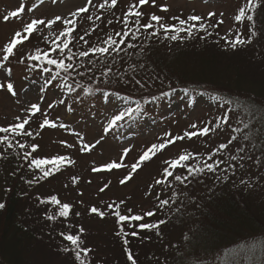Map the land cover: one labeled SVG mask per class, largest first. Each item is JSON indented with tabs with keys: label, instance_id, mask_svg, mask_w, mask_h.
Instances as JSON below:
<instances>
[{
	"label": "rangeland",
	"instance_id": "1",
	"mask_svg": "<svg viewBox=\"0 0 264 264\" xmlns=\"http://www.w3.org/2000/svg\"><path fill=\"white\" fill-rule=\"evenodd\" d=\"M101 2L103 0H94L96 6L88 5V12L82 13L81 17L77 18L71 17L70 13L85 6L86 0H58L55 4L51 0H44V3L34 12H28L27 9L32 7L33 3L38 4L39 0H0V57L3 55L4 45L17 30L22 29L24 23L29 22L32 18L50 19L61 15L68 19H75L77 21L76 33L74 32L73 35L77 38L85 31L92 32L93 28L99 25L92 35L85 36L88 44L77 39L74 47L70 45L72 53L75 54L71 61L74 65L71 72L86 81L80 82L70 73L65 74L61 71L60 77L56 81H53L51 85H45L49 74L43 73L40 66L32 68L34 63L27 59V54L33 53L36 48L49 51L51 58L59 59L63 55L50 51V46L55 47L52 45L53 34L58 35L59 31L63 29L61 22L58 21L52 29L43 30V35L48 36L47 41L42 39L41 34L34 33L22 46H18L15 56L5 62L4 69H0V82L6 84L10 80L17 92V96L13 97L6 89H0V126L13 123L15 117L25 115L26 107L31 103L38 102L41 95L44 96L41 103L42 111L46 112L48 119L57 125L64 123L68 125V128L45 126L37 136L35 133L38 130V125L45 118L42 113H37L28 129L33 132V137H23L24 142L39 145L37 152L34 153V156L38 158L50 159L62 155L69 157V160L74 163L65 161L59 170V175L46 181L45 185L23 188V191H29L30 195L28 200L23 202L21 208H27L26 212H32L31 214L35 216L33 221L38 226L37 229L47 237L49 232L56 234L55 229L42 219V212H46L50 204H44L46 209H43V205H39L36 198L37 195L42 198L52 195L59 196L61 203L72 205V214L70 220L67 221L71 224L69 226L73 227L72 234H74L75 228L79 230L82 227L87 237L84 242L99 250L93 252L95 254L103 252L101 249L104 245L105 254H99L112 259V253L106 250V247L110 245V240L116 238V235H113L114 224L110 218H101L95 213H90L89 209L96 206L108 214L107 205L109 203L124 201L121 205L124 208V213H127V209H131L132 213L136 214L154 211L156 214L152 216L153 219L159 220L166 212L164 210H167V205L159 206V199L170 201L173 197L172 194L189 188L176 186L170 180L171 187L167 183L164 185L155 183L156 180L162 178L163 169L167 167L164 163L166 160L176 158L183 152L199 154V157L207 159V156L214 152L220 144H227L233 137H236L227 149L219 151L214 158L227 161L230 155H236L237 161L231 163L235 165L242 163L243 167L237 166L232 170L238 172L240 174L238 176L244 178L246 183L252 182L251 193L256 192L254 188L257 183L262 182L264 186V163L260 161L257 150L250 148L249 145H252L250 140L247 139L242 143L243 132L248 130V132H252L253 137L257 140L259 138L264 144V129L262 127V118H264V40L257 35V37H252L251 43L238 45L233 49L221 39L225 36H228L229 39L234 38L237 33H240L245 39L250 36L253 29L250 27L251 24L245 23L246 18L242 22H237L234 19L239 10L246 6L247 0H156L155 6L149 0V3L141 9L145 13L141 23H147L151 14L162 16L163 22L166 24H177L178 22L172 19L174 16H179L181 19H186L192 14L204 17L206 31H196L191 38L185 33L177 41L166 40L160 35L162 40L159 39L154 43L156 55L160 59L169 60L178 54L184 57V60L178 64L172 62L176 68L162 67L175 71V74L164 72L156 66L152 72L142 71L141 65L144 66V56L137 51L139 50L137 45L140 44L141 48H146L143 51L145 54L148 52V47L141 38H137L139 43L133 44V47L136 46L135 48L124 49L129 44L125 43L121 46L124 50L118 54L110 52L104 56L103 61L91 63L97 62L101 56L95 55L94 59L81 58L79 52L88 49L89 46L101 45L103 40L109 36L119 40L120 37L115 36V33L122 31L124 25L118 22V18L122 19L128 6L138 3V0H118L115 9L106 8L100 11L98 5ZM21 3H24L26 8L23 19L13 18L5 22L3 16L18 8ZM164 5L168 7L167 12L161 11V6ZM209 12H215L216 16L209 19ZM221 13L223 16L220 15ZM88 15H91L93 20H88ZM97 15H102V20L96 21ZM220 19H223L224 23L219 27L208 26L214 25ZM108 20H112L113 23L108 24ZM93 21L95 23H92ZM209 32L212 35H208ZM230 32L231 35H229ZM160 33L163 34V31L160 30ZM96 35L100 38L97 39ZM20 57H24L26 63H19ZM114 58L119 61L121 73L131 66L133 71L138 69L141 72L139 78L132 75L133 71L126 75L119 74V77L107 83L111 90L97 94L84 91L92 85L100 87V84L95 82L104 80L105 77L102 76V73L109 69L105 70V64H111ZM105 59L107 61H104ZM7 68L12 69L10 77L5 70ZM114 70L116 71L115 68ZM181 71L188 72L182 78H188V82L194 83L195 88H204L200 95L193 96L192 101H188L189 95H182L180 92L167 96L158 106L155 103H148L149 100L146 98H137L146 92L156 93L164 89L160 73H165L166 80H174L175 77L180 80L181 75H175L180 74ZM155 75L158 76V80L155 79ZM121 76L123 79H120ZM137 79L144 83L143 87L139 89L134 88ZM89 83H91L90 86ZM42 86L45 87L43 93L40 92ZM67 86L72 87L71 93L68 92ZM102 88L103 85L99 89ZM60 99H63L65 104H60ZM137 102L140 105L144 104L140 114L134 116L132 120L125 119L119 126L105 133L104 128L107 121L114 114H118L119 111L127 107H135ZM50 103H54V107L51 109L48 108ZM69 107L72 109L71 111L68 110ZM224 117H228L227 123H225ZM193 124L197 125L196 129L191 127ZM205 126H210L213 129L207 136L198 135L191 139L185 137L183 140L176 141L163 151L158 152L151 160L144 162L125 184L120 183V180L131 171V165L148 147L154 143L163 142L165 133L171 134L172 137L183 136L185 132L198 131ZM75 133H80L85 138V142H94L101 135L104 136V140L90 152H81L80 141ZM62 141L72 144L73 147H66L64 143H61ZM124 148H131L130 153L124 158L126 167L111 171H92L93 167H100L114 160L118 161ZM240 148L244 149L243 153L238 151ZM260 153L264 156V150H260ZM241 156L251 157V159L246 158L241 161ZM196 162V160H190L187 163L195 164ZM222 167L227 168V163ZM230 172L227 170L228 174ZM175 174L184 175L185 170L178 168L175 170ZM74 177L77 178L75 182L73 181ZM210 179L211 175L203 174L202 178L195 182V196L202 197L209 194L208 191L213 189ZM105 184L109 186L101 193L99 189ZM222 189L223 186L218 187V190ZM262 195L264 196V190ZM190 201L189 198L187 200L189 209L193 205H190ZM76 213L80 215L77 216ZM218 213L220 212L218 211ZM158 233L159 231L153 233L150 238L156 237V241H160L157 242V246H161L163 242L165 246L163 254L170 251V245L173 248H182V254L187 257H194L191 252L192 248L186 246L187 243L183 247L184 240H179L184 234L182 229L178 231L171 229L169 232L162 229ZM57 236L63 243L61 235ZM48 244L45 239L41 244L38 243V255L37 257L34 255L33 259L35 260L31 264H68L62 255L50 249ZM115 259L114 257L113 260ZM184 264H195V261H185Z\"/></svg>",
	"mask_w": 264,
	"mask_h": 264
},
{
	"label": "trees",
	"instance_id": "2",
	"mask_svg": "<svg viewBox=\"0 0 264 264\" xmlns=\"http://www.w3.org/2000/svg\"><path fill=\"white\" fill-rule=\"evenodd\" d=\"M247 15H252L253 20L248 21L246 19L245 23L248 22V24H251L250 27L257 33L256 37L258 35L264 40V0H258L255 9L248 11ZM150 31L152 30H148L147 32L142 30L141 32L136 33V28H131V32L135 33L139 39L141 38L143 43H146V46L148 47V52L145 54L143 51H145L146 48L143 49L140 44L137 45L139 46V50L137 51L144 56V66L142 71L152 72L156 66L162 71L174 75L175 71L173 72L171 69L167 70V67L176 68L172 62L178 64L180 61L184 60V57L178 54L169 60L160 59V57L156 55L154 43L159 41V39L162 40L160 35L164 37V34L160 33L159 35L152 37L150 36ZM184 34L185 33H180V37ZM96 38L98 39L100 37L96 35ZM137 40L138 39L133 40L131 36H129L126 38V43L136 45L139 43ZM121 46L122 45H120V47ZM135 47L136 46L133 48ZM124 49L130 48L126 46ZM57 52L58 51H56V53ZM88 57L94 59L95 55L90 53ZM103 58L104 56L100 57L97 62L93 61L91 63H99L103 61ZM104 61L107 60L105 59ZM30 62L35 63L33 61ZM111 64L108 65V63H106L104 67L105 70L111 68L112 71L110 76L104 78L103 81L95 82L100 84V87L103 85V88L99 89L100 87L98 88L96 85L90 86L91 83H89L90 87H87L93 89L91 92L97 94L111 90L107 85L108 82H105V79L112 81L119 77V74L126 75L133 71V68L128 66L126 71L121 73L119 71V61L115 58ZM39 65L47 66L50 70H56L54 66L45 65L44 61H40ZM163 66L167 67L162 68ZM73 69L69 71L71 76L76 77V79L78 78L80 82L86 81L82 77L72 73L71 71ZM179 73L180 74L175 76L181 75L180 80L177 77H175L174 80H166L167 77L165 73H160L159 75L161 82L164 85V89L156 93L146 92V94L137 98H146L149 100L148 103H155L156 106H158L167 96L180 91L182 95H189L188 101H192L194 99L193 96L196 97L200 95L204 88H195L194 83L188 82V78L183 79L182 76L186 75L188 72L181 71ZM132 75L135 78H139L141 72L136 69L132 72ZM146 76L150 77L149 75ZM155 79L158 80V76L155 75ZM142 84L144 85L143 81ZM197 84L204 87V85L200 83ZM134 88L139 89L141 86L136 84ZM112 91L114 92L115 90ZM9 124L5 126H8ZM25 127L29 129L30 126L26 125ZM262 127L264 129V118H262ZM243 134L244 138L242 143L247 139L250 140L252 142V145H249L250 148L257 150L260 161L264 163V156L260 153V150H264V144H262L259 138L257 140L253 137L252 132H248V130H245ZM0 135L3 134L0 133ZM16 140H20L26 145H31L24 142L23 137L14 138V145ZM0 152L4 153V155L0 157V203L6 205L4 209L0 210V264H31L35 260L33 259L34 255L35 257L38 255V243L41 244L44 242V239L48 241L50 249L55 250L62 255L63 259H65L68 264H79V262L74 259V253H66L61 250L62 247H70L69 242L63 240L64 242L62 243L61 239L59 240L57 236H60L61 232L73 229L72 226L69 228V225L71 224L67 222L70 220L72 212H70V215L67 218L57 216L55 220L49 221L46 219V214L54 215L58 212L59 206L49 203L50 207H48V210L44 208V204H41L38 201L39 205H43L42 208L47 210L46 212H42V219L47 222V225L50 224V227L56 231V234L49 232L46 237L39 229H37L38 226L35 221H33V217L35 216L31 214L32 212H26L27 208H21L23 202L27 201L30 195V192L23 191V188H34L41 184L45 185L46 181L59 175V171L53 170V174L45 178L39 170H33L28 167L29 162L23 159V150L18 147L14 146L12 149L5 150V145L0 144ZM224 169L225 167L221 166V168L215 173H204L211 175L210 181L213 183L211 186L213 189L208 191V195L202 197L195 196V182L201 179L202 175L190 178L185 184H180V182L168 178L170 181H173L176 186L189 188L182 189L172 194L173 197L166 206L167 210H164L166 212L159 218V220H154L153 217H145L143 221L132 222L133 224H139L156 223L160 220L166 221V223L159 226V229L140 230L139 228L130 227L128 223H125L123 227L126 233L137 231L139 234L137 236L118 235L121 231V224L118 223L115 215L109 211L103 218H110L112 224H114L113 235H116L117 239L114 238L115 240H110V245H107L106 247V250L112 253V259L108 256H101L99 254H105L106 251L104 252L103 249L104 245H102L101 249L103 252L100 251L95 254L94 252L99 250L97 247L87 245L88 243L84 242V239L87 238L86 232L84 231L81 236L83 242L82 247L90 248L92 250L87 256L88 264H131L127 259L128 253L126 249L131 250L137 264H184L185 261H195V264H264L263 183H257L254 188L256 189V192L251 193L252 182L249 181L250 183H246L244 178L238 176L240 175L238 172L229 169L231 172L228 174ZM34 178L35 180H38V182H33L29 185L27 181ZM242 180L244 183L241 182ZM220 186H223L222 190H218V187ZM217 190V195H215ZM37 197H40V195H37ZM57 198L59 199L60 197L58 196ZM189 198L191 199L189 202L190 205L193 204L190 209L187 203ZM123 209V206L120 205L121 213L127 214L124 213ZM217 209L221 214L216 211ZM162 229H165L168 232L171 229H175L176 231L182 229L184 234L179 240H184L182 246L187 243L186 246H190L192 250H194L192 251L190 249L191 252H193L194 257H187L182 254V248H173L170 245V251L167 252V254H163L165 251L163 242L161 246H157V242L160 241H156V237L153 239L150 238L153 233H156L157 231L160 233ZM77 233L78 229L75 228L74 234ZM125 240H127V244H125ZM156 252L159 253L156 254ZM114 257L116 258L115 260H113Z\"/></svg>",
	"mask_w": 264,
	"mask_h": 264
},
{
	"label": "snow or ice",
	"instance_id": "3",
	"mask_svg": "<svg viewBox=\"0 0 264 264\" xmlns=\"http://www.w3.org/2000/svg\"><path fill=\"white\" fill-rule=\"evenodd\" d=\"M53 4L57 3L58 0H51ZM258 0H247V4L245 7H242L239 10V13L235 15L234 19L237 22H242L245 20V18L248 21L253 20L252 15H247L248 11L254 10L256 7ZM44 3V0H39V3H33V6L28 8V12H34L36 8H38L40 5ZM149 3V0H138V3H132L128 6L127 11L123 14L122 19L118 18V22H120L122 25H124V29L120 32H116L115 36L120 37L119 40L114 39L113 37L109 36L107 39L103 40L101 45L98 46H89L88 50H83L79 52V57L85 58L88 57L91 54L93 55H99L101 57L106 56L110 52L113 53H119L123 49L120 47V45H123L126 43V38L131 36L133 40L137 39L135 33L131 32V28H136V33L141 32L142 30L147 32L148 30H152L150 32V36L155 37L160 34V30L163 31L164 39H171L172 41H177L180 39V33H186L189 38H191L196 31H206V23L204 22V17L200 15H189L186 19H181L179 16H174L172 19L174 21H177V24H166L163 22V17L156 14H151L147 23H141L142 18L145 16V13L141 10L143 6L147 5ZM118 4V0H103L98 5V10L102 11L104 9H115ZM151 4L155 6L156 0H151ZM88 5L96 6L94 5V0H86L85 6L77 8L75 11L70 13L71 17H81L82 13L88 12ZM26 8L25 4L21 3L18 8H16L13 11L7 12L6 15L3 16V20L5 22L16 18V19H23V14L25 13ZM162 12H167L168 7L166 5L161 6ZM223 16V13L220 14ZM216 16L215 12H209L208 18L211 19ZM88 20H93V17L91 15L87 16ZM96 21L102 20V15H97L95 17ZM61 22L63 25V29L59 31V34H53L54 39L52 40V45H55V47L50 46V51L63 54L59 59L51 58L49 51H42L39 48H36L35 51L31 54H27V59L30 61L35 62L31 67L35 68L36 66H40L43 73H47L48 78L45 80V85H51L53 81H56L58 77H60L61 71L65 74L69 73L71 69H73L74 65L71 63L74 53H72L71 46H75V42L82 41L85 44H88V41L85 39V36L92 35V32L96 31V28L99 27V25L96 26V28H93L92 32L85 31L83 35H80L78 38L73 35V33L76 30V23L77 21L75 19H68L61 15H56L54 18L45 19V18H32L29 22L24 23L22 29L17 30L12 38L4 45L2 52L3 55L0 57V69L5 68V62H8L10 57L15 56L16 52L15 50H18V46H22L23 43L30 39V37L34 33L41 34L42 39L45 41L48 40V36L43 35L44 29H52L53 26L57 22ZM95 23V21H93ZM108 24H112V20L107 21ZM223 19L217 20L214 25H208L210 27H219L221 24H223ZM256 31H251L250 36L245 39L240 33H237L234 38L229 39L228 36L221 37V39L224 40L225 44L235 49L238 45H244L246 43L252 42V37L256 36ZM208 35H212V33H208ZM231 35V32L229 33ZM203 38V37H201ZM127 47L132 48V44H128ZM66 57V59H65ZM67 60V62H66ZM40 61H44L45 65H53L56 69L55 72L50 70L47 66L39 65ZM19 63L24 64L26 63L24 57L19 58ZM141 67H143L141 65ZM8 76L10 77L12 74V69L7 68L5 69ZM111 68H109L106 72L102 73V76L105 78H108L111 73ZM82 75V74H81ZM120 79H123L121 76ZM105 82H109L108 79H105ZM135 83L143 87V84L141 80L137 79L135 80ZM0 89H6L8 93H11L13 97L17 96V92L14 90V84L9 80L6 84L3 82H0ZM67 90L69 93L73 91L71 86H67ZM27 91V90H26ZM45 91V87L40 88V92L43 93ZM84 91L91 93L93 89H85ZM44 99V96L41 95L40 100L36 103H31L28 107H26L25 115L23 116H17L15 117V121L8 126L0 127V133L3 135H0V144L5 145V150L12 149L14 146L18 147L19 149L23 150V159L28 161V167L33 170H39V172L42 174L43 177H48L53 174V169L55 171H59L60 168L63 166L65 161H69L70 163H74V161H70L69 157L67 156H55L50 159L48 158H38L34 156V153L37 152L39 145L32 143L30 146L26 145L25 143L21 142L20 140L15 141V145L13 143L14 138L16 137H33V132L28 130L25 126H30V122L34 119L37 113H42L44 115V119L41 123L38 125V130L36 131L35 135L39 136L40 131L47 127L55 128L59 126L60 128H68V125L61 123L57 125L52 120L48 119L47 113L42 111L41 109V103ZM19 102V101H18ZM60 104H65V101L63 99L59 100ZM54 107V103H50L48 105V108L51 109ZM69 111L72 109L69 107ZM143 111L142 106L137 102L135 107H127L121 111L118 112V114H114L108 121L107 125L104 128L105 133L110 132L115 127L119 126L121 122H123L125 119L132 120L134 116L137 114H140ZM225 123L228 122V117L223 118ZM193 129L197 128L196 124L191 125ZM213 129L210 126H205L200 128L198 131H191V132H185L183 136H175L172 137L171 134L165 133V138L163 139V142L161 143H154L150 147L147 148L146 151L138 158V160L131 165V171L128 173L127 176L122 178L120 180V183L123 185L128 180H130L133 176V174L139 169L142 164L146 161H149L152 159L153 156H155L158 152L163 151L166 149L169 145L174 144L178 140H183L185 137L188 139H191L195 136H207ZM236 131H239V129H236ZM75 135L78 137L80 141V151L81 152H90L93 150L97 145L101 144V142L104 140V136L101 135L98 139H96L94 142H85V138L80 133H75ZM236 137H233L227 144H220L219 147L212 153H210L207 156V159H204L202 157H199V154H193V153H187L183 152L179 154L176 158L166 160L164 163L167 165L163 169L162 173V179H158L155 181L157 185H164L169 184V187H171L170 181L168 178H172L175 181L180 182V184H185L190 180L192 177H196L199 175H203L205 172L215 173L217 172L222 165H225L227 163V168H225V172L229 169H233L237 166L243 167V164L235 165L231 162L237 161L236 155H230L227 158V161L225 159L215 160L214 157L217 155L219 151L225 150L229 147V144H231ZM61 143H64L66 147L71 148L73 147L72 144H68L66 141H62ZM131 148H124L122 150V155L118 161H111L108 163H105L101 165L100 167H93V172H100V171H111L113 169H120L121 167H126L124 164V158L130 153ZM239 152L243 153L244 149L240 148L238 150ZM4 155L3 152H0V157ZM251 159V157H245L241 156L240 160L243 161L244 159ZM190 160H196L197 162L195 164H189L187 163ZM47 166V167H46ZM181 168L185 170L184 175H176L175 170ZM77 178H73V181L75 182ZM33 182H38V180L31 179L28 180L27 183L31 185ZM244 183V181H241ZM108 184H105L103 187L99 189L101 193L105 191V189L108 187ZM159 198V197H158ZM39 203L41 204H52V205H58V212H56L54 215H47L46 219L49 221H53L58 217L67 218L70 215L72 205L69 203H61V201L57 198V196L52 195L48 198H41L37 197ZM124 201L112 202L107 205L108 211L112 212L113 215L117 218L118 223L121 224V231L118 233V235H132L137 236L139 233L137 231H133L131 233H126L124 231L123 225L125 223H128L130 227L133 228H139L140 230H152V229H159V226L161 224L166 223L164 220H160L156 223H139V224H133L132 222H139L143 221L145 217H152L156 213L154 211H147L143 214H134L132 213L131 209H127L128 214H122L120 211V205H122ZM169 204L168 199H159V206L163 207ZM4 203H0V210L5 208ZM90 213H95L99 215L101 218L105 216V212L101 211L96 206H92L89 209ZM77 216H79V213H76ZM71 228V226H69ZM84 232V229L81 227L78 230L77 234H72L71 230L68 232H61L60 235L63 238L64 241L69 242V246L62 247L63 252H72L74 253V259L79 262V264H88L87 262V256L92 251L90 248L82 247V239L81 236ZM159 234V233H158ZM125 244H127V240H125ZM128 255L127 259L131 262V264H137L136 259H134L133 253L131 250L126 249Z\"/></svg>",
	"mask_w": 264,
	"mask_h": 264
}]
</instances>
